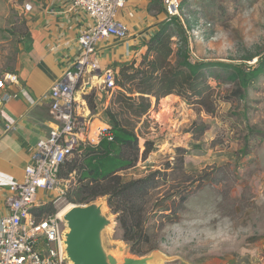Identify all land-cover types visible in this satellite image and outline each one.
I'll return each mask as SVG.
<instances>
[{
	"label": "rangeland",
	"instance_id": "rangeland-1",
	"mask_svg": "<svg viewBox=\"0 0 264 264\" xmlns=\"http://www.w3.org/2000/svg\"><path fill=\"white\" fill-rule=\"evenodd\" d=\"M124 1L125 13H140L156 30L171 20L164 0ZM38 3L0 0V78L16 67L19 32L25 21L34 19ZM178 18L186 29L192 62L232 64L249 71L264 60V0H183ZM175 29L171 25L174 62L184 42ZM233 72L218 65L206 69L213 87L208 109L173 94L166 102L162 98L138 123L140 159L126 176L168 172L165 186L150 203L167 214L152 219L166 224L157 233L159 246L152 253L158 260L151 264H264V69L249 82L243 96L233 93L237 86ZM104 101L91 111L105 122ZM146 140L154 143V149L144 159ZM60 179L57 190L47 193L40 206L51 202L60 212L76 204L67 200V193L76 196L77 173ZM185 189L187 201L178 204L175 212L173 200L178 202ZM62 190L66 194L61 195ZM95 202L103 203L113 220L104 233L105 248L121 260L139 256L123 239L120 214L112 211L107 197Z\"/></svg>",
	"mask_w": 264,
	"mask_h": 264
},
{
	"label": "trees",
	"instance_id": "trees-1",
	"mask_svg": "<svg viewBox=\"0 0 264 264\" xmlns=\"http://www.w3.org/2000/svg\"><path fill=\"white\" fill-rule=\"evenodd\" d=\"M170 21L161 24L147 42V52L139 62L124 63L118 69V88L114 99L105 108L107 123L115 135L114 140L103 138L97 146L89 145L76 150L62 165L59 173L60 178H67L74 172L78 175L76 196L73 192H68L69 202L89 204L100 197H107L112 211L120 214L123 239L130 244L131 252L139 256L158 249L157 233L163 229L166 221L156 219V223H152V219L156 215L160 214V218H163L167 214L163 213L164 210L158 212V205L152 207L150 203L159 189L165 186L168 172L151 171L140 178L126 176L140 159L138 123L162 98L173 94L208 109L213 96V87L207 81L208 76L205 73L209 66L231 67L234 70L233 77L237 85L233 91L235 96H243L249 82L264 69V60L258 68L249 71L232 64L192 62L189 60L184 25L178 17H173ZM171 25L176 26L175 30L184 40L183 45L178 48L179 60L176 62ZM28 31L25 21L24 30L19 32V42ZM88 103L91 109L96 108L94 96H88ZM153 149L154 143L146 140L142 157L147 158ZM171 164L169 162L165 168L170 169ZM186 189L180 192L178 202L173 200L175 212L178 204L182 205L187 201L189 192ZM33 212L44 218L54 214L56 209L50 202Z\"/></svg>",
	"mask_w": 264,
	"mask_h": 264
},
{
	"label": "built area",
	"instance_id": "built-area-1",
	"mask_svg": "<svg viewBox=\"0 0 264 264\" xmlns=\"http://www.w3.org/2000/svg\"><path fill=\"white\" fill-rule=\"evenodd\" d=\"M70 11H83L92 19L82 30L78 42L80 54L50 90L51 115L56 126L39 141L24 178L13 182L6 198L7 209L0 213V264H69L65 258L64 239L67 229L60 212L40 218L41 193H53L60 184L62 165L74 152L85 146H97L103 138L114 140L111 126L97 130L90 127L88 96L95 101H110L118 88V69L102 66L101 46L111 39L132 37L129 23L120 15L124 0H69ZM183 0H164L168 18L179 17ZM155 34V33H154ZM153 34V35H154ZM153 35L148 34L150 40ZM144 40H146L144 38ZM18 81L16 73L0 78V108L11 95L7 84ZM0 123V133L10 130ZM92 133L95 135L92 137ZM66 194L64 190L61 195Z\"/></svg>",
	"mask_w": 264,
	"mask_h": 264
},
{
	"label": "crops",
	"instance_id": "crops-1",
	"mask_svg": "<svg viewBox=\"0 0 264 264\" xmlns=\"http://www.w3.org/2000/svg\"><path fill=\"white\" fill-rule=\"evenodd\" d=\"M35 5L34 19L28 20L29 31L21 41L13 70L18 81L7 84L6 91L11 97L0 108V123L11 126L0 133V213L7 209L10 184L23 180L36 144L56 126L51 115L50 90L77 59L79 36L92 21L83 11H70L69 0H39ZM120 15L129 23L132 37L111 39L101 46L104 67L117 63L119 69L121 62H139L148 49L146 36L157 32V27L150 25V28L140 13L127 14L122 8ZM91 110L92 131L108 125L107 120H100L99 114ZM46 194L41 193L39 199H45Z\"/></svg>",
	"mask_w": 264,
	"mask_h": 264
},
{
	"label": "water",
	"instance_id": "water-1",
	"mask_svg": "<svg viewBox=\"0 0 264 264\" xmlns=\"http://www.w3.org/2000/svg\"><path fill=\"white\" fill-rule=\"evenodd\" d=\"M62 218L67 226L64 252L69 264H151L158 260L157 253L152 252L121 260L105 248L104 233L113 220L103 203L73 204Z\"/></svg>",
	"mask_w": 264,
	"mask_h": 264
},
{
	"label": "bare ground",
	"instance_id": "bare-ground-1",
	"mask_svg": "<svg viewBox=\"0 0 264 264\" xmlns=\"http://www.w3.org/2000/svg\"><path fill=\"white\" fill-rule=\"evenodd\" d=\"M171 96H173V95L167 96V97L163 98V100H165V102H166V100H168ZM173 99H174V98H173ZM166 105H167V104H166ZM72 205H73V204H69V205H67V206H65V207H63V208H61V210H60V215L63 217V216L66 214V212L72 207ZM104 210L106 211V208H104Z\"/></svg>",
	"mask_w": 264,
	"mask_h": 264
}]
</instances>
